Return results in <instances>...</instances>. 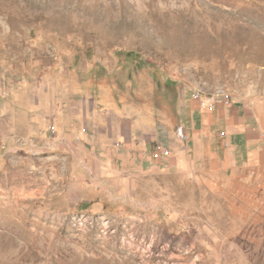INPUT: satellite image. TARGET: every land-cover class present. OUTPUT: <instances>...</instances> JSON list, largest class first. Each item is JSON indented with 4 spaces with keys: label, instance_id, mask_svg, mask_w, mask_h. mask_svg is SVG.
Wrapping results in <instances>:
<instances>
[{
    "label": "rangeland",
    "instance_id": "374dc122",
    "mask_svg": "<svg viewBox=\"0 0 264 264\" xmlns=\"http://www.w3.org/2000/svg\"><path fill=\"white\" fill-rule=\"evenodd\" d=\"M197 91L264 104V0H0V264H264V156Z\"/></svg>",
    "mask_w": 264,
    "mask_h": 264
},
{
    "label": "crops",
    "instance_id": "0c3cea01",
    "mask_svg": "<svg viewBox=\"0 0 264 264\" xmlns=\"http://www.w3.org/2000/svg\"><path fill=\"white\" fill-rule=\"evenodd\" d=\"M200 119L206 124V129H204L206 134H210L209 131L214 124H219L223 128L221 132H225L226 135L221 138V141L223 140L222 142L227 145V147H223L224 151L233 149L232 144L237 141H244L249 144L253 142L255 147L247 152V159L241 163L242 168L252 169V166L259 162L256 160L263 158L264 104L257 103L252 108H247L246 106L241 108L230 104V106L218 108L214 114H203ZM90 142L97 143L102 152H108L110 149V140L107 137L100 139L95 138V136L88 137L87 135L80 150H86V146ZM113 167H106V173H109Z\"/></svg>",
    "mask_w": 264,
    "mask_h": 264
},
{
    "label": "built area",
    "instance_id": "2783aa9c",
    "mask_svg": "<svg viewBox=\"0 0 264 264\" xmlns=\"http://www.w3.org/2000/svg\"><path fill=\"white\" fill-rule=\"evenodd\" d=\"M192 99L197 102L200 109L205 110L207 113H215L220 107H227L230 105V100L228 95H216L209 92L197 91L192 94ZM52 133H54V127H51ZM224 133H221V136H224ZM180 141H186V136L183 134L178 136ZM227 147V145H225ZM168 150H161L157 148L153 153L154 158H162L168 156Z\"/></svg>",
    "mask_w": 264,
    "mask_h": 264
}]
</instances>
